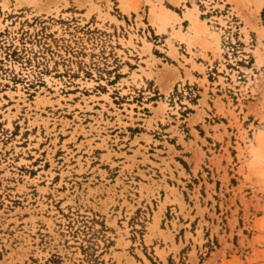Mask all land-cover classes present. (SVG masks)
I'll return each mask as SVG.
<instances>
[{
    "label": "rangeland",
    "instance_id": "374dc122",
    "mask_svg": "<svg viewBox=\"0 0 264 264\" xmlns=\"http://www.w3.org/2000/svg\"><path fill=\"white\" fill-rule=\"evenodd\" d=\"M0 264H264V0H0Z\"/></svg>",
    "mask_w": 264,
    "mask_h": 264
},
{
    "label": "bare ground",
    "instance_id": "6f19581e",
    "mask_svg": "<svg viewBox=\"0 0 264 264\" xmlns=\"http://www.w3.org/2000/svg\"><path fill=\"white\" fill-rule=\"evenodd\" d=\"M81 2H83L84 0H80ZM260 4H261V0H257V5H258V7L260 6ZM122 7H123V9L125 10V11H128L129 10V8L127 7V3H123L122 4ZM173 15V17L174 18H176V19H178L179 17H178V15L176 14V13H174L173 11H171V10H169V9H167L166 11H165V20L164 21H162L160 24H159V30H163V29H165V27L167 26V24L170 22V15ZM157 18H159V15L158 14H156V13H153L152 14V17H151V20H152V22L153 23H155V21H156V19ZM165 78V77H164ZM162 82H161V87H162V89H163V91H165V92H168V91H170L172 88H173V84L175 83V81H174V79H171L170 80V83L167 81V83H165L164 82V79H162L161 80Z\"/></svg>",
    "mask_w": 264,
    "mask_h": 264
},
{
    "label": "crops",
    "instance_id": "0c3cea01",
    "mask_svg": "<svg viewBox=\"0 0 264 264\" xmlns=\"http://www.w3.org/2000/svg\"><path fill=\"white\" fill-rule=\"evenodd\" d=\"M188 40V38L186 39V41ZM195 49L197 50V53H198V51H200V53H202V49L200 48V47H198V46H196L195 47ZM187 58H188V56H186ZM180 59V58H179ZM178 72H179V74L181 75V77L183 76L182 75V73H181V70H179L178 69ZM175 76H177V73L176 72H173V73H171L170 75H168V76H166L167 78H166V81H169L170 79H172L173 77H175Z\"/></svg>",
    "mask_w": 264,
    "mask_h": 264
},
{
    "label": "flooded vegetation",
    "instance_id": "af4514ba",
    "mask_svg": "<svg viewBox=\"0 0 264 264\" xmlns=\"http://www.w3.org/2000/svg\"><path fill=\"white\" fill-rule=\"evenodd\" d=\"M24 12H27V11H24ZM24 12L22 11L21 13H24ZM21 13H19V14H21ZM33 16H35V15H33ZM16 18H18V16ZM35 18H38V19L43 20V19H49V16H45V15H42V14L41 15L40 14H37V16Z\"/></svg>",
    "mask_w": 264,
    "mask_h": 264
}]
</instances>
